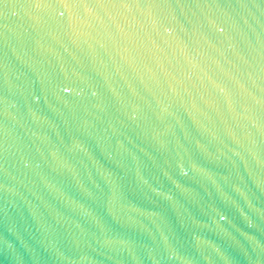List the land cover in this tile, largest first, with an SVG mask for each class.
<instances>
[{
	"label": "water",
	"instance_id": "1",
	"mask_svg": "<svg viewBox=\"0 0 264 264\" xmlns=\"http://www.w3.org/2000/svg\"><path fill=\"white\" fill-rule=\"evenodd\" d=\"M0 264H264V0H0Z\"/></svg>",
	"mask_w": 264,
	"mask_h": 264
}]
</instances>
